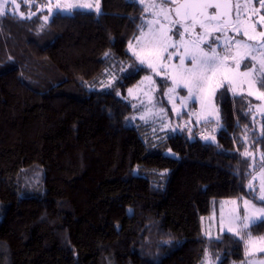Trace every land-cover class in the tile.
<instances>
[{"label": "trees", "instance_id": "16d2710c", "mask_svg": "<svg viewBox=\"0 0 264 264\" xmlns=\"http://www.w3.org/2000/svg\"><path fill=\"white\" fill-rule=\"evenodd\" d=\"M99 4V13L56 11L32 27L0 15V264H202L205 252L217 264L244 260L243 239L205 236L201 217L213 199L264 206L247 187L262 161L246 155L264 151V117L223 85L216 141H205L181 124L188 112L172 115L157 79L171 126L128 124L131 106L103 85L123 63L137 68L115 82L122 95L149 73L127 49L144 9ZM248 230L264 234V223Z\"/></svg>", "mask_w": 264, "mask_h": 264}, {"label": "rangeland", "instance_id": "374dc122", "mask_svg": "<svg viewBox=\"0 0 264 264\" xmlns=\"http://www.w3.org/2000/svg\"><path fill=\"white\" fill-rule=\"evenodd\" d=\"M136 1L144 9L143 25L139 34L128 42L127 49L135 58L137 65L147 67L149 73L143 74L136 83L129 86L126 94L122 95L118 89L114 88L115 82L119 79V75L132 72L137 68L136 65L123 63L119 69L111 70L103 85L104 88L113 90L117 96L131 106V111L125 118L128 124L138 119L143 122H151L155 128L160 130L171 126V119L167 116L164 107L159 105L156 100L157 79H165L167 82L164 95L172 115H179L183 111L188 112L187 121L183 119L181 124L187 128L196 125L198 135L205 141H216L215 133L220 126L217 93L223 85L228 87L231 94H246L252 99L249 110L253 119L264 117V97H261L264 87L257 82L259 72L253 73L251 76L244 75L245 72L250 71V68L245 65L259 69V60L264 58V48L261 47L264 44V36H261V33H264V21L260 20V17L264 16V7H261V0H233L232 24L213 21L207 32L197 24L194 30L185 33L183 42L173 35L176 28L183 31L181 24H174L177 19L172 12V6L179 0H169L167 4H163V0ZM96 3L97 0H0V4L4 5L5 14L13 15L21 21H27L31 27L33 26L30 23L31 20H45V17L49 19L56 11L65 14L71 13L75 9L68 10L69 4H91L93 6L91 9H76L98 13L95 7ZM57 4L60 5L59 10L56 8ZM153 4L158 7H152ZM161 7L167 12V19L161 12ZM21 13H23V17ZM6 24L8 27L22 29L17 22L7 20ZM182 24L190 25L191 21L182 22ZM36 25L38 26L37 23ZM217 27L222 30L217 31ZM159 31L167 32L171 37L167 43L174 44L175 47H169L167 52H161V59L150 60L146 56L148 51L146 42L152 32ZM249 36L253 39L249 40ZM193 42L198 43L203 52L209 55L215 54L222 62V66L219 70L208 72V85L202 92L194 89L190 96L188 88L184 87V82L180 79L182 69L179 57L184 56L183 69L192 67L190 56L185 55V46L191 52L194 50ZM209 44L212 45L211 48L208 47ZM245 45L249 47H245ZM169 54H171L170 59L168 58ZM253 56L256 57L255 60L252 59ZM141 59H144L145 62L141 63ZM149 63L155 65L156 71L149 67ZM166 153L176 156V153L170 149H167ZM247 155L252 159V166L259 164L255 158L262 161L247 184V187L258 197L260 188L264 185V151L260 149L257 151L247 150ZM35 177L41 183L42 173L39 172ZM245 201H249L247 210ZM251 205H255V207ZM260 208H264V206L246 197L213 199L210 213L201 217L202 233L207 237L218 236L220 232L224 231L236 234L244 241L245 258L235 264H264V252L259 251L260 248H264V242H262L264 234L254 235L244 227V224L247 223L244 217L246 215L259 216ZM257 221L259 219L253 223ZM250 238L255 243H250ZM217 262L216 257L205 252L202 264H217Z\"/></svg>", "mask_w": 264, "mask_h": 264}, {"label": "snow or ice", "instance_id": "6c2138e0", "mask_svg": "<svg viewBox=\"0 0 264 264\" xmlns=\"http://www.w3.org/2000/svg\"><path fill=\"white\" fill-rule=\"evenodd\" d=\"M169 3V0H163V4ZM93 6L91 4H69L67 6L68 10H73L76 8H88L91 9ZM96 11L100 12V4L99 0L96 3ZM152 7H158V5L153 4ZM239 7V6H237ZM261 7H264V0H261ZM57 10L60 9V5H56ZM211 8L219 9L221 5L219 3H212L211 0H196V2H188L184 4H180L175 8L176 15L181 17L174 21V24H181L183 27V31L180 28H176L173 35L177 36L181 42H183L185 33L194 30L196 25L198 24L201 29H204L207 32L208 28L212 26L213 21H219L220 14H210L207 10ZM161 12L164 13L165 18L167 19V12L163 7H161ZM4 5L0 4V15H4ZM23 17V13H21ZM48 17H45L47 20ZM182 20L187 21L190 20V25H183ZM261 21H264V16L260 17ZM163 27V26H161ZM217 31L222 30L221 28L217 27ZM151 31V30H150ZM245 34H247L245 32ZM261 36H264V33H261ZM253 39V37L249 36V40ZM171 40V37L168 36L167 32L159 31V32H152L150 38L146 42V47L148 49L146 56L150 60H159L161 59V52H167L169 47H175L174 44H168L167 41ZM194 43V50L189 52L188 47L185 46V55L190 56L192 67L188 69H183L184 65V56L179 57L180 65H181V73L180 79L184 82V87L188 88L189 95L193 94V90L202 92L205 87L208 85V72L219 70L222 66V62L219 61L218 57L213 54L209 55L206 52H203L199 48V44L196 42ZM215 43V41H213ZM239 43V42H237ZM209 48L212 47L211 44L208 45ZM245 47H249L245 45ZM264 48V44L261 45ZM214 52V50H213ZM107 55V54H106ZM168 58H171V54H169ZM253 60L256 59L255 56L252 57ZM144 59H141V63H144ZM149 67L153 68V71H156V67L153 63H149ZM245 67H249L250 71L245 72V76H251L253 73L259 72V76L257 78V82L264 87V58L259 60V69L251 68L250 65H245ZM251 95V93H249ZM261 97H264V93H261ZM207 139V137H206ZM214 139V137H213ZM247 155V153H246ZM249 187L251 188L252 185L250 184ZM260 201L264 202V185L260 188V194L256 197ZM246 210L249 206V201H245ZM255 207V205H251ZM259 216H245L244 219L247 223L244 224L245 228H248L251 223L255 220L259 219L261 223H264V208H260ZM264 242V241H262ZM250 243H255L251 241ZM259 251L264 252V248H260Z\"/></svg>", "mask_w": 264, "mask_h": 264}, {"label": "water", "instance_id": "95a60500", "mask_svg": "<svg viewBox=\"0 0 264 264\" xmlns=\"http://www.w3.org/2000/svg\"><path fill=\"white\" fill-rule=\"evenodd\" d=\"M188 2H196V0H179L176 4L172 6L173 15L175 16L177 20L181 19V17H178L176 15L175 8L180 4H184ZM211 2L214 4L219 3L221 5V8L219 9L211 8V9H208L207 11L210 14L219 13L220 14L219 21H222L225 24H232L233 23L234 1L233 0H211ZM189 21L190 20H187V21L182 20V22H189ZM175 129L178 130L177 126H175Z\"/></svg>", "mask_w": 264, "mask_h": 264}]
</instances>
